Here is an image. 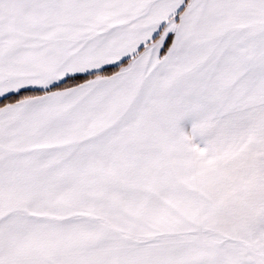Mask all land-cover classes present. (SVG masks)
<instances>
[{
  "label": "snow or ice",
  "instance_id": "obj_1",
  "mask_svg": "<svg viewBox=\"0 0 264 264\" xmlns=\"http://www.w3.org/2000/svg\"><path fill=\"white\" fill-rule=\"evenodd\" d=\"M0 264H264V0H0Z\"/></svg>",
  "mask_w": 264,
  "mask_h": 264
}]
</instances>
